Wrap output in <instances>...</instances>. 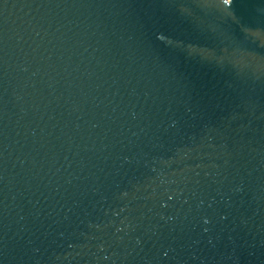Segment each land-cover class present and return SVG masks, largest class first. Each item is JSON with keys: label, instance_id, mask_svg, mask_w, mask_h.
Segmentation results:
<instances>
[{"label": "water", "instance_id": "obj_1", "mask_svg": "<svg viewBox=\"0 0 264 264\" xmlns=\"http://www.w3.org/2000/svg\"><path fill=\"white\" fill-rule=\"evenodd\" d=\"M0 264H264V0H0Z\"/></svg>", "mask_w": 264, "mask_h": 264}, {"label": "snow or ice", "instance_id": "obj_2", "mask_svg": "<svg viewBox=\"0 0 264 264\" xmlns=\"http://www.w3.org/2000/svg\"><path fill=\"white\" fill-rule=\"evenodd\" d=\"M228 2L230 3V2H231V0H228Z\"/></svg>", "mask_w": 264, "mask_h": 264}]
</instances>
